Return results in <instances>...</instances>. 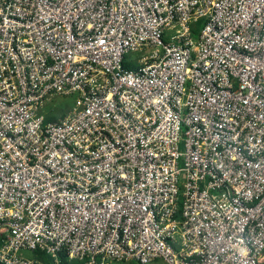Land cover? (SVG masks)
I'll return each mask as SVG.
<instances>
[{
    "label": "built area",
    "instance_id": "1",
    "mask_svg": "<svg viewBox=\"0 0 264 264\" xmlns=\"http://www.w3.org/2000/svg\"><path fill=\"white\" fill-rule=\"evenodd\" d=\"M155 261L264 264V0H0V264Z\"/></svg>",
    "mask_w": 264,
    "mask_h": 264
},
{
    "label": "rangeland",
    "instance_id": "2",
    "mask_svg": "<svg viewBox=\"0 0 264 264\" xmlns=\"http://www.w3.org/2000/svg\"><path fill=\"white\" fill-rule=\"evenodd\" d=\"M141 55L136 53H131L128 55L132 60H137ZM74 105L73 97L61 98L54 96L51 100L46 101L45 105L42 108L43 113L49 117H52L54 120L63 117L67 112H70ZM119 264V263H118ZM120 264H136V263H120ZM151 264H165L162 261H155Z\"/></svg>",
    "mask_w": 264,
    "mask_h": 264
},
{
    "label": "trees",
    "instance_id": "3",
    "mask_svg": "<svg viewBox=\"0 0 264 264\" xmlns=\"http://www.w3.org/2000/svg\"><path fill=\"white\" fill-rule=\"evenodd\" d=\"M200 26H201V22L200 21H198L197 23H195L194 28L192 30V35L193 36H197L198 35ZM47 121L48 122L49 121H54V119L52 117H47Z\"/></svg>",
    "mask_w": 264,
    "mask_h": 264
}]
</instances>
